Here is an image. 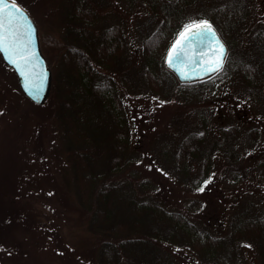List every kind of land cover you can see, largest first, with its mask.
<instances>
[{
  "label": "trees",
  "instance_id": "16d2710c",
  "mask_svg": "<svg viewBox=\"0 0 264 264\" xmlns=\"http://www.w3.org/2000/svg\"><path fill=\"white\" fill-rule=\"evenodd\" d=\"M16 1L32 14L31 5L40 0ZM60 1L64 3L54 23H39L33 18L40 50L51 72L48 97L37 105L21 90L20 95L33 106L48 110L47 119L61 138L55 159L69 171L73 192L55 189L53 193L58 194L59 216L67 232L62 239L59 226H48L41 210L32 211L29 202L21 204L16 196L17 200L0 206V250L16 253L19 244L13 233L23 228L50 237L64 264L66 260L70 264H238L247 246L254 251L253 264H264L263 205L248 201L232 213L225 233L212 232L193 221L190 212L169 209L152 196L151 185L133 165L130 151L134 131L152 125L154 120L139 112L141 103L134 102L131 94L147 91L165 103L194 100L189 106L199 112L200 127L189 128L173 118L180 127L176 128L180 137L172 143L173 150L163 147L160 154L180 178L187 177L190 160L199 162L200 180L207 178L217 158L227 162L230 158L232 163L225 161L222 166L233 173L232 179L237 178L238 151L253 149L260 130L232 122L219 126L218 138L208 141L201 105L207 93H201L200 88L207 86L215 93L224 83H241L248 93L263 89L264 66L261 75L254 61L240 55L238 48L232 51L234 35L249 9L248 0H213L211 5H205L206 0H126L147 9L156 21L139 26L135 60L128 57L125 25L113 5L101 7L115 13L108 23L98 24L99 8L108 0ZM201 2L200 9L192 13L190 8ZM200 20L216 29L227 46V58L221 71L181 81L166 66L165 57L184 26ZM96 25L98 32L92 28ZM251 45L264 62L263 29L255 31ZM147 109L155 113L151 107ZM39 141H43L42 135L32 133L18 146L21 163L16 172L22 184L29 183L28 173L35 179L47 160ZM28 142H34L35 158L29 155ZM7 240L13 247L4 244Z\"/></svg>",
  "mask_w": 264,
  "mask_h": 264
},
{
  "label": "rangeland",
  "instance_id": "374dc122",
  "mask_svg": "<svg viewBox=\"0 0 264 264\" xmlns=\"http://www.w3.org/2000/svg\"><path fill=\"white\" fill-rule=\"evenodd\" d=\"M63 3L60 0H40L31 5V16L39 23L46 21L54 23L59 17ZM203 3L211 5L214 1L206 0ZM203 3H196L190 11L196 13ZM248 3V12L234 35L232 51L236 52L235 49L238 48L240 55L258 65L262 75L264 62L259 60L260 54L258 56L253 51L251 39L256 30H264V0H248ZM111 5L119 12L120 20L125 25L128 57L135 60L139 54V26L147 21L152 23L156 21L142 6L129 5L126 0H108L104 6L99 5L98 24L108 23L110 16L115 13L112 9L107 11L101 8H108ZM92 28L98 32L99 25ZM55 69L59 70L58 65ZM14 75L4 68L0 57V206L2 204L6 206L5 202L17 200L16 196H19L21 204L29 202L32 211L41 210L42 220L48 226L53 227L55 224L59 226L62 236L59 233L58 235L63 239L67 229L65 224L61 223L58 194L56 191L53 193V190L66 189L67 192H73V189L69 171L55 159L62 141L47 119L48 110L33 106L20 95V88ZM242 86L241 83H224L215 93H210L207 86L200 88L201 93H207L204 94L206 95L202 102L204 104L201 105L205 109L204 115L207 119L208 141L218 138L219 126L232 122L242 128L255 126L260 130L259 141L253 149L238 151L236 162L239 163L240 169L235 170L237 176L235 179H232L233 173L230 174L222 166L223 162H227L226 158H217L207 178L200 180L202 168L199 162L190 160L187 177L180 178L160 154L163 147L173 150L175 142L180 137L181 132L176 129L180 128L177 119L186 127L196 129L200 127L199 112L193 111L189 106L194 105V100L165 103L147 91L139 92L137 95L131 94L134 102L141 103L142 111L139 112H145L154 118L152 125L141 126L138 132L134 131L130 140L132 163L147 178L151 185L150 194L169 209L190 212L193 221L212 232L225 233L232 213L242 208L248 201L264 206V87L248 93L247 90H242ZM147 107H151L155 113L152 115ZM173 118H177L176 121H173ZM32 133L42 135L43 141H39L38 144L41 145V152L47 160L42 163L41 171L36 174L35 179L34 176L30 177L31 173L26 175L29 183L25 185L17 179L21 163L18 146L22 141L28 140ZM34 146V142H28V152L33 158ZM227 163H232V160L228 158ZM194 200L197 201L195 205L192 204ZM13 239L19 244L15 247L17 252L8 254L1 249L0 264L52 262L64 264L63 259L55 252V242L48 236L17 228L13 233ZM4 244L10 247L14 245L11 240L5 241ZM243 249L245 250H242V262L238 264H243L244 261L253 264L255 257L253 249L251 246ZM66 264L70 262L67 263L66 260Z\"/></svg>",
  "mask_w": 264,
  "mask_h": 264
},
{
  "label": "snow or ice",
  "instance_id": "6c2138e0",
  "mask_svg": "<svg viewBox=\"0 0 264 264\" xmlns=\"http://www.w3.org/2000/svg\"><path fill=\"white\" fill-rule=\"evenodd\" d=\"M35 37L34 25L28 14L18 6L16 0H0V55H3L26 80L28 72L31 71L30 62L35 58L36 52L31 45ZM192 45L188 49V44ZM215 44V49L206 61L196 59L189 53L195 51L200 45L203 52L209 44ZM227 58V51L219 41L211 24L206 20L192 22L184 26L178 34V38L170 46L166 55V63L174 67L180 75L188 79L190 73L184 71L181 65L203 64V74L219 72L223 69L224 61ZM28 66V71L25 67ZM193 75H201L200 72H193ZM32 81L27 80L26 89L31 87ZM39 88L35 91L38 93ZM207 183V182H206ZM203 191V189H200Z\"/></svg>",
  "mask_w": 264,
  "mask_h": 264
},
{
  "label": "water",
  "instance_id": "95a60500",
  "mask_svg": "<svg viewBox=\"0 0 264 264\" xmlns=\"http://www.w3.org/2000/svg\"><path fill=\"white\" fill-rule=\"evenodd\" d=\"M17 4L28 14V16L30 17V19L34 25V28H35V37L33 39V43L31 45V47L36 52V56L30 62L31 71L28 72V77H27V80L32 81L31 87H28L26 89L27 80H26L25 76L21 75L20 72L11 63H9L8 60L5 59V57L3 55H0V57L3 60V62L13 70V72L16 76V79H17L18 86H19L22 94L32 103L40 105L48 97L50 85H51V72H50V69L47 65L46 59L40 50L37 25H36L34 19L32 18L31 14L29 13V11L25 7H23L20 3L17 2ZM212 29L214 30L217 38L219 39V41L222 43V45L224 46V48L227 51V46L224 43V41L222 40V38L220 37V35L218 34V32L216 31V29L213 26H212ZM177 38H178V36L174 39L172 44L175 42V40ZM187 47H188V49H191L192 45L189 43L187 45ZM202 47H203V45L198 46L195 51H191L189 54L196 59L206 61L207 58L211 55L212 50H214L216 46L214 43L209 44L208 47L205 48L203 52H201L200 48H202ZM165 64L171 71H173V73L181 81L199 79V78H203V77H206V76L212 74V73H209L208 75L203 74V64H201L199 66L195 65V64H191L188 66L181 65V67L184 68V71H187L190 73V77L188 79H185L180 75L179 72L176 71V69L174 67H170L168 65V63H166V57H165ZM25 71H28V66L25 67ZM193 72H200L201 75L197 76V75L191 74ZM37 88L40 89L38 93L35 91Z\"/></svg>",
  "mask_w": 264,
  "mask_h": 264
}]
</instances>
